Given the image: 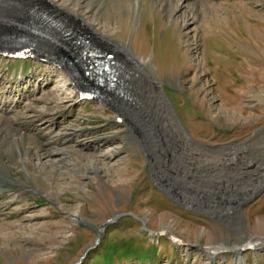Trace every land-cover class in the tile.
<instances>
[{"label": "rangeland", "instance_id": "rangeland-1", "mask_svg": "<svg viewBox=\"0 0 264 264\" xmlns=\"http://www.w3.org/2000/svg\"><path fill=\"white\" fill-rule=\"evenodd\" d=\"M53 1L152 58L173 113L196 143L233 145L264 127V0H140L139 8L136 0ZM29 4L65 22L58 27L64 44L42 50L35 41L44 54L33 59L0 56V264H74L94 238L82 220L97 226L116 211L145 219L159 236L122 217L81 264H264V192L240 214L222 216L170 201L151 182L138 134L126 142L133 120L114 102L78 100V80L45 57L62 53L73 32H86L37 0H24L22 14ZM10 10L0 3V13ZM8 27L0 36L16 26ZM213 156L189 169L214 189L230 183L247 192L264 178V132L247 153ZM252 236L261 242L250 245ZM234 245L243 252H231ZM219 246L213 260L202 249Z\"/></svg>", "mask_w": 264, "mask_h": 264}, {"label": "water", "instance_id": "water-1", "mask_svg": "<svg viewBox=\"0 0 264 264\" xmlns=\"http://www.w3.org/2000/svg\"><path fill=\"white\" fill-rule=\"evenodd\" d=\"M14 43L2 38L0 39V48L15 46L13 48L18 49L21 47L20 44ZM120 78L118 76L114 79H108L109 82H102L105 85L104 89L98 87L92 92L97 95L98 100L115 103L117 98L122 99L126 95L125 87L120 82ZM164 97L169 111L167 119L165 118L166 115L163 116L164 121L162 120L156 126L157 128H152L153 125L146 127L147 129L143 126L138 127V131L143 133L145 137L140 142L135 143L136 147L145 156L146 168L151 182L170 201L190 212L203 216L239 213L242 206L249 204L264 192V178L261 183L247 192L237 191L235 187L230 186V183L218 190L219 188L214 189L212 187L211 182L204 180V177L200 176L194 167L190 170L189 165H193L197 158L210 156L215 158L213 155H217L220 156L216 160L218 161L223 156L237 155L239 151L240 153H247V150L258 142L259 137L264 132V127L254 132L248 139L237 144L218 147L204 146L190 138L173 113L165 94ZM126 129L130 134L126 139L129 144L133 131L127 127ZM189 170L192 173L186 176ZM208 188L211 189L207 190ZM120 216L121 214L116 215L114 219L108 222L114 224ZM132 217L143 224V231L149 232L153 236L157 235L146 228V224L142 219H138L134 215ZM77 220L79 221V219ZM103 227L104 225L97 230L99 235L102 234ZM100 237L97 236L95 244L100 241ZM261 238L264 239V236ZM248 243L244 246L245 248L250 246ZM196 247L201 248L199 245ZM202 249L208 255L222 253V250L213 253L210 247ZM88 251L89 249L86 253ZM242 251L243 249H240L238 252L242 253ZM231 252L235 253L236 249H231ZM83 257L74 264H81Z\"/></svg>", "mask_w": 264, "mask_h": 264}, {"label": "bare ground", "instance_id": "bare-ground-1", "mask_svg": "<svg viewBox=\"0 0 264 264\" xmlns=\"http://www.w3.org/2000/svg\"><path fill=\"white\" fill-rule=\"evenodd\" d=\"M2 1L9 2V7L11 8V10L5 14L0 13V31L9 28L8 27L9 25H11V28L15 26H19L26 17L25 13L22 14L20 11V8L22 7L24 0H0V3ZM37 1L44 4V6L46 5L50 9H53L66 21H70L72 23H75V25H79L87 33L86 34L81 30L86 35V37H88V39L91 38L93 41H96L97 43L101 44V46L110 50L113 54L108 50L104 49L106 52L111 53L114 59L117 58L116 60L120 64L119 68L122 67L120 70L123 72L122 78H120V76L119 78H120V82L123 83L122 85L125 87L124 89L126 90V95L122 99L117 98L115 100L114 105L115 107H117V109L119 108L118 110L121 112V114L123 112V115L126 116V119L128 118V120L131 119L133 120V123L131 122V125L133 127V132L138 134L137 138L139 139L138 140L136 137L133 138V140L136 143L140 142L145 137L143 133H140L138 131L137 126L140 125L143 127L145 126L148 127L153 125L152 128L154 127L157 128L156 126L162 120L164 121L163 116L166 115L165 118L167 119L169 111L165 103V97H164L165 93L159 77L158 68L153 63L152 58L139 57L135 55L131 51L130 47H126L122 44L113 42L110 38H108V36H104L100 34L94 28L93 25H91L90 23H86L82 19H80L76 13L66 10L64 7L62 8L60 6L55 5L53 0H37ZM140 2H141L140 0H136V6L138 8ZM34 6L42 8L41 6L36 4H29L27 9L29 10ZM49 13L52 14L51 12ZM52 15L54 18H57L55 25L54 24L45 25L42 31L43 37L49 36V38L46 40L45 39L36 40L35 37H33L34 42L36 41V43L41 44L42 50L44 48L59 50L60 49V47H58L59 44L62 46L64 44L63 40L61 39V34L63 31L58 29V27L64 25L65 22H62L56 14L53 13ZM70 26H67L65 28L66 31L70 29ZM45 27H49V29ZM44 33H46V35H44ZM67 38L64 45L65 49L62 51V53H64L65 50H68V48L71 45L70 41L72 37L69 36ZM18 146H17L18 148L16 149L20 150V145ZM76 218L79 219L80 221V217L77 216ZM142 221H144V223L146 224L144 219H142ZM258 240H260V238L252 236L250 240L251 241L250 245H255L258 242ZM260 242L261 241H259L258 243ZM210 248L211 251L215 253V251L223 250L224 247L219 246L218 248H214V247L213 248L210 247ZM240 248H241L240 246L234 245L233 249H236L235 253H239L238 251L240 250ZM216 255L217 254L211 255L210 259L213 260L216 257ZM240 262H242V260Z\"/></svg>", "mask_w": 264, "mask_h": 264}, {"label": "flooded vegetation", "instance_id": "flooded-vegetation-1", "mask_svg": "<svg viewBox=\"0 0 264 264\" xmlns=\"http://www.w3.org/2000/svg\"><path fill=\"white\" fill-rule=\"evenodd\" d=\"M121 214V216L119 218H117V221L114 223V224H110L108 221L112 220L115 218L116 215H119ZM126 216H129V217H132V213H128V212H122V211H116L114 213H112L110 216L104 218V220H102L97 226H94L93 224L87 222L88 220H86L85 218L82 220L83 223H82V226L86 228V230L94 235V238H93V241H92V246L91 247H88L85 251H87L88 249L92 248L94 246V241L95 239L97 238V236H101L100 237V242L99 244L101 243V240L104 238V236H107V232L108 230L111 228V227H114V226H117L119 224V219L122 218V217H126ZM133 218V217H132ZM141 219V218H139ZM86 220V221H85ZM145 220V219H144ZM81 221V220H80ZM104 225L103 229H102V234L99 235L97 233V230L100 229L102 226ZM147 226V224H146ZM98 244V245H99Z\"/></svg>", "mask_w": 264, "mask_h": 264}]
</instances>
